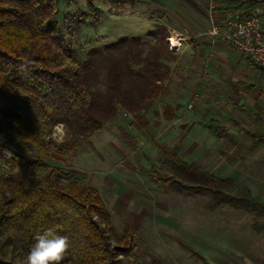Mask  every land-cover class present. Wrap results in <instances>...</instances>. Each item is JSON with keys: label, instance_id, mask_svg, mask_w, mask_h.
<instances>
[{"label": "trees", "instance_id": "obj_1", "mask_svg": "<svg viewBox=\"0 0 264 264\" xmlns=\"http://www.w3.org/2000/svg\"><path fill=\"white\" fill-rule=\"evenodd\" d=\"M213 1L221 13L264 5V0ZM58 4L0 0V264H25L34 234L47 227L70 238L62 264H123L118 255L136 264L138 232L124 226L117 235L98 191L67 163L123 111L146 128L144 114L168 91L164 83L175 57L166 42L170 35L159 28L147 46L129 38L90 50L82 61L60 33ZM212 124L213 135L224 138L226 130ZM57 126L69 136L58 144L51 139ZM251 139L250 152L264 147V136ZM158 148L164 159L147 174L159 190L205 198L209 212L251 214L252 229L264 231V198L239 192L233 180L183 160L177 147ZM7 252L16 259H6ZM150 264L159 262L152 258Z\"/></svg>", "mask_w": 264, "mask_h": 264}, {"label": "rangeland", "instance_id": "obj_2", "mask_svg": "<svg viewBox=\"0 0 264 264\" xmlns=\"http://www.w3.org/2000/svg\"><path fill=\"white\" fill-rule=\"evenodd\" d=\"M209 1L211 0H59L57 22L66 43L83 61L90 50L101 49L107 44L129 38H137L147 46V43H151L150 36L159 28L166 29L170 35L168 39H179L181 37L178 34L187 30L188 20L201 15H206L210 24L215 23L214 8L210 10L211 19L208 14ZM212 5L215 7L213 0ZM257 8L264 20V5ZM168 39L166 42L169 50L175 57L170 63L169 79L164 83L168 91L161 99L166 103L177 101L185 108L192 96L182 97V89L189 90L190 83L197 78L194 73L189 76L180 69L181 61L177 60L180 53L170 49ZM220 42L235 58L232 59V66L215 63V84L220 82V88L216 91L219 94H215L218 107H215L234 141L228 135L222 140L216 139L215 175L233 180L239 192L264 198V155L261 152L249 155L246 151L251 141L250 133L264 135V118L255 115L257 106L255 110L246 98L258 105L257 97L249 94L244 86L252 83L264 90V76L253 77L249 60ZM207 77L206 75L203 79L206 80ZM260 99L264 101V96H260ZM123 113L127 112L121 113L117 123L108 124L96 138L92 137L88 142L82 143L69 157L67 165L89 172L105 168L110 163L100 167L97 158L98 153H102V145H109L116 140L125 145H136L143 130L137 126L132 115L127 113L129 117L125 118ZM51 139L58 144L68 140L69 136L62 126H57L52 131ZM90 153L93 155L91 158L77 160L83 154ZM146 157L144 162L157 166L164 159L160 153L157 156L148 154ZM210 158L206 156L197 164L209 168ZM252 159L255 160L251 161ZM140 171L139 176L148 186L149 193L144 199L148 206L140 211V227L135 240V255L138 258L136 264H150L152 258L159 264H264V231L257 233L252 229L251 214L228 208L206 211L204 204L207 199L163 192L149 178L148 172ZM110 218L115 233L119 235L129 220L126 217L120 218L116 213H111ZM193 252L203 257L205 263ZM117 257L123 264H131L122 256ZM5 258L9 260L14 256L7 252Z\"/></svg>", "mask_w": 264, "mask_h": 264}, {"label": "crops", "instance_id": "obj_3", "mask_svg": "<svg viewBox=\"0 0 264 264\" xmlns=\"http://www.w3.org/2000/svg\"><path fill=\"white\" fill-rule=\"evenodd\" d=\"M215 14L216 20L214 24L220 28V14L222 13L216 5ZM211 24L206 15H201V17L189 19L186 24L187 30L184 29L182 34H178L181 37L179 38L181 40L180 46L176 49L177 53H180L179 58H177L178 61H181L179 67L189 76L194 73L197 78L190 83L189 90L182 89L184 91L181 93L182 97L183 95L192 96L186 103V107L183 108L177 101L175 103H166L161 98L156 100L144 114L146 115L144 119L149 123H147L146 128L142 129L143 134H139L136 145H125L119 140L112 141L106 146L102 145V153H98L99 156L97 158L100 167L108 162L110 163V165L107 164L108 166L105 165V168L89 172L76 166L71 167L72 171L77 172L84 178V183L87 186L98 191L109 214L116 213L120 218L126 217L129 220L126 226L136 231L140 227V211L145 210L146 206H148L144 199L149 193L148 186L140 178L139 173L141 172L140 170L146 173L150 167L157 166L156 164L149 165L144 162L143 159L147 158L146 155L157 156L160 153L158 146L161 145L168 148L177 147L179 156L183 160H190L192 161L190 163L196 165L204 157L209 156L212 158V160L210 158L209 168L198 166L215 175V144L218 142L216 139L222 140L224 138H218L213 135L211 123L214 125L215 122L220 124L226 130V135H231L230 130L221 121L220 114L218 115L217 113L218 109L216 107H218V103L215 101V94H219L216 91L220 88V82L215 84V63H224L226 67L232 66L234 65L232 59L235 57L228 53L227 47L223 46L219 39H214L207 34L211 29ZM249 63L253 77L264 76V71L259 69L260 67L257 68L250 61ZM204 72L208 76L206 80L201 78ZM244 86L249 94L257 97L258 105L252 104L246 98L247 102L255 107V110L257 106L258 110L255 115L264 118V103H262L264 101L260 99V96H264V90L252 83ZM191 101L195 102V104H193L194 106L191 109H187V105ZM199 102L200 104L198 105ZM164 107L171 108L173 112L167 113L164 111ZM216 113L217 115H215ZM172 114L174 118L169 120L167 115L171 116ZM251 134L264 136L259 133H250L251 141L250 145L246 147L247 153L255 155L261 152L264 155V147H258L254 152H250L252 144ZM143 136H146L149 141L146 142V137ZM231 136H229L230 140L234 141ZM96 137L94 136L93 138ZM83 155L84 157H82ZM83 155L78 157L79 159L77 160L89 159L93 156L92 153ZM254 160L252 159L251 161Z\"/></svg>", "mask_w": 264, "mask_h": 264}, {"label": "built area", "instance_id": "obj_4", "mask_svg": "<svg viewBox=\"0 0 264 264\" xmlns=\"http://www.w3.org/2000/svg\"><path fill=\"white\" fill-rule=\"evenodd\" d=\"M209 17L213 5L209 1ZM210 37L219 39L225 43L231 50L247 58L254 65L264 69V20L258 8L249 10H226L221 14V27L211 24V29L207 33ZM169 40V39H168ZM170 49L171 45H170ZM206 76L203 73L202 79ZM193 101L187 105L191 109ZM128 118L129 115H122Z\"/></svg>", "mask_w": 264, "mask_h": 264}, {"label": "clouds", "instance_id": "obj_5", "mask_svg": "<svg viewBox=\"0 0 264 264\" xmlns=\"http://www.w3.org/2000/svg\"><path fill=\"white\" fill-rule=\"evenodd\" d=\"M33 241L25 264H62L71 247L69 236L59 234L55 227L35 233Z\"/></svg>", "mask_w": 264, "mask_h": 264}, {"label": "bare ground", "instance_id": "obj_6", "mask_svg": "<svg viewBox=\"0 0 264 264\" xmlns=\"http://www.w3.org/2000/svg\"><path fill=\"white\" fill-rule=\"evenodd\" d=\"M172 50H176L179 47V39L172 37L169 39Z\"/></svg>", "mask_w": 264, "mask_h": 264}]
</instances>
